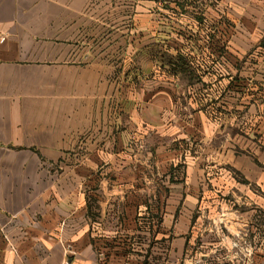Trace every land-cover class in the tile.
<instances>
[{
	"label": "crops",
	"instance_id": "obj_1",
	"mask_svg": "<svg viewBox=\"0 0 264 264\" xmlns=\"http://www.w3.org/2000/svg\"><path fill=\"white\" fill-rule=\"evenodd\" d=\"M151 1L0 0V229L10 216L31 227L32 215L40 219L24 236L17 221L10 244L0 235V264H100L99 251L110 264H264V149L246 167L248 206L208 205L220 190L203 169L178 177L173 146L143 153L147 134L135 130L134 107L147 101L135 90L130 47L118 44L134 32L118 24ZM164 1L161 22L171 24L165 14L174 1ZM217 1L264 21V0ZM228 52L229 44L223 67ZM66 151H75L66 161L78 171L69 167L61 180L78 183L75 199L70 185H49V168ZM188 194L193 201L181 204ZM216 219L222 237L200 229Z\"/></svg>",
	"mask_w": 264,
	"mask_h": 264
},
{
	"label": "rangeland",
	"instance_id": "obj_2",
	"mask_svg": "<svg viewBox=\"0 0 264 264\" xmlns=\"http://www.w3.org/2000/svg\"><path fill=\"white\" fill-rule=\"evenodd\" d=\"M152 1L151 5L141 6L144 13L133 9L136 19L132 23L118 24L119 28L129 26L134 32L128 39L119 36L118 44L122 49L126 45L130 47L126 61L134 65L136 81L139 79L135 90L144 94L147 101L144 104L136 101L134 107L135 130L141 126L147 134L143 140L138 139L145 143L143 153L168 144L169 149L173 146L178 154L173 169L180 173L178 177L186 175L187 167L194 173L203 169L214 187L220 190L219 197L210 198L208 205H253L254 192L245 189L250 187L245 174L254 155H259L260 148L264 149V21L256 20L257 16L249 19L240 14L245 7L229 9L217 0L208 3L207 0H173L165 14L175 20L170 24L161 22L165 1ZM141 28L150 33L142 36ZM228 44L230 52L224 59L230 66L223 67L222 49L226 51ZM119 56L120 61L123 60L122 55ZM196 113L198 117L194 116ZM174 133V138L167 137ZM74 152H64L62 165L57 163L48 171L49 185L58 191L67 190L70 185L68 189L73 192V199L78 183L61 180V174L66 175L69 167L70 172L74 173L75 168L78 171L66 161ZM161 169L160 165L159 170L155 169L154 173L152 169L151 174H161ZM249 174L253 177L248 168ZM119 183L109 182L116 187ZM229 188L231 193H227ZM103 189L109 192V185L105 183ZM69 195L66 194L68 199ZM155 201L152 199L151 204L156 205ZM191 201L188 194V199L184 197L181 204ZM31 218L32 227L30 219L26 220L28 225L24 221L22 226L18 216L8 217L7 225L0 229L1 238L10 244L17 221L22 227L17 233L29 234L40 222L38 216ZM203 224L201 230L222 237V224L218 219L207 227ZM168 231L166 229L165 234L169 239L173 235L169 236ZM253 246L246 245V253H250ZM8 247L16 250L15 246ZM103 253L98 252L100 264H110Z\"/></svg>",
	"mask_w": 264,
	"mask_h": 264
},
{
	"label": "built area",
	"instance_id": "obj_3",
	"mask_svg": "<svg viewBox=\"0 0 264 264\" xmlns=\"http://www.w3.org/2000/svg\"><path fill=\"white\" fill-rule=\"evenodd\" d=\"M4 41H5V39H1V40H0V43H3Z\"/></svg>",
	"mask_w": 264,
	"mask_h": 264
}]
</instances>
